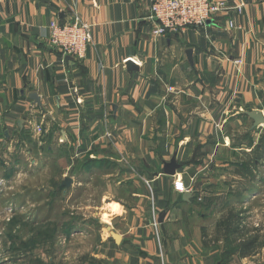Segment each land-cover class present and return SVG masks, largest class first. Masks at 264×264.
<instances>
[{
  "label": "crops",
  "instance_id": "0c3cea01",
  "mask_svg": "<svg viewBox=\"0 0 264 264\" xmlns=\"http://www.w3.org/2000/svg\"><path fill=\"white\" fill-rule=\"evenodd\" d=\"M152 1L0 0L2 190L24 160L39 168L43 156L58 158L67 170L88 175L89 160L108 159L115 173L104 177L115 198L106 205L117 202L124 212L105 209L112 226L102 219L109 233H97V264H264V256L250 252L228 257L203 238L216 205L233 204L238 182L229 165L238 152L256 158L257 177L245 192L264 190V125L250 113L264 118V0H243L241 12L237 0H223L229 8L205 27L161 36L150 18ZM75 17L91 25L84 59L64 57L50 43L51 21ZM240 128L245 139L233 145L231 129ZM212 153L215 169H197L192 158L213 162ZM169 164L176 165L173 174ZM219 175L231 179L209 195L204 188L218 184ZM175 181L192 196L184 198Z\"/></svg>",
  "mask_w": 264,
  "mask_h": 264
},
{
  "label": "rangeland",
  "instance_id": "374dc122",
  "mask_svg": "<svg viewBox=\"0 0 264 264\" xmlns=\"http://www.w3.org/2000/svg\"><path fill=\"white\" fill-rule=\"evenodd\" d=\"M253 111L262 115L259 110ZM263 125L264 121L260 123V126ZM34 128L37 135L44 133L40 126ZM242 133L241 128L231 129L235 139L233 145L245 139ZM247 133L244 132L245 135ZM200 145L201 143H196L194 151ZM206 148L211 149V145L208 144ZM209 151L205 154H209ZM240 153L241 151L234 157V164L231 165L230 161L228 163L235 172L234 182H238L231 196L233 204L220 202L216 205L208 222L211 224L204 231V243L205 246H216L219 250L223 248L224 252L227 250L228 257L231 252H234L231 256L236 257L246 252L257 257L260 254L262 257L264 190L259 194L257 192V195L253 192L248 196L247 191L243 189L249 181L256 180L257 172L253 170L257 169V165H254V154L244 157ZM218 154L221 156L220 160L225 163L227 156L221 146L218 147ZM214 157L213 162L212 158L204 157L203 154L192 160L198 165L197 169L203 166L202 168L212 171L219 160ZM190 159L186 160V164L190 163ZM59 160L57 158L55 162V159H51L50 162V159L43 156L39 168H33L30 160H24V169L17 174L11 173L5 184L3 183V190L2 183L0 184V264H97L92 260V253L100 240L97 233L103 232L105 236L109 233V228L102 219L108 220L112 226L111 219L104 215L105 209H108L107 200L115 198L112 195L110 178L104 177V173H115L110 168L112 162L106 159L100 168H90L87 175L67 170ZM242 160L247 165L246 169H241L237 164ZM260 164L263 166V163ZM80 168L81 166L77 170ZM192 171L189 172L190 176H193ZM242 175L246 176L244 182L238 180ZM221 176L224 175H219L218 184L207 186L204 191L211 195L216 192L217 186L231 179ZM111 180L114 182V177ZM198 180L199 177H196L195 181ZM180 192L194 191L186 187L185 191ZM218 192L220 195L217 197L224 199L227 193L225 187H221ZM244 196L247 198L242 202ZM205 223L207 224V221Z\"/></svg>",
  "mask_w": 264,
  "mask_h": 264
},
{
  "label": "built area",
  "instance_id": "2783aa9c",
  "mask_svg": "<svg viewBox=\"0 0 264 264\" xmlns=\"http://www.w3.org/2000/svg\"><path fill=\"white\" fill-rule=\"evenodd\" d=\"M237 1L235 8L241 12L244 6L243 0ZM228 8V4L223 0H153L150 18L156 23L154 33L161 36L168 31L205 27L213 16ZM229 27H235L233 20L229 21ZM49 29L51 45L64 57L85 58L88 46L93 40L91 25L88 22L79 17L64 24L52 20ZM178 182L182 184V190L177 187ZM174 186L177 191H185L184 184L180 181ZM155 225H157L156 220Z\"/></svg>",
  "mask_w": 264,
  "mask_h": 264
},
{
  "label": "water",
  "instance_id": "95a60500",
  "mask_svg": "<svg viewBox=\"0 0 264 264\" xmlns=\"http://www.w3.org/2000/svg\"><path fill=\"white\" fill-rule=\"evenodd\" d=\"M251 115H252L253 118L257 121L258 124H260L261 122L264 121V118L261 117V116H259V115L257 114V111H253V112L251 113ZM175 168H176V165H175V164H169V165L167 166V168H166V171H167L168 173H170V174H173V173L175 172ZM183 196H184V198H189V197L192 196V193H190V192H185ZM162 219H163V213L160 215V221H162Z\"/></svg>",
  "mask_w": 264,
  "mask_h": 264
},
{
  "label": "clouds",
  "instance_id": "9594fccd",
  "mask_svg": "<svg viewBox=\"0 0 264 264\" xmlns=\"http://www.w3.org/2000/svg\"><path fill=\"white\" fill-rule=\"evenodd\" d=\"M177 187L180 188L181 190L183 188L182 184H180L179 182L177 183ZM107 198L108 197H105V199H107ZM106 207L108 209H110L111 214L114 215V216L115 215H121L124 212L123 206L121 204L117 203V202H112V203L106 205Z\"/></svg>",
  "mask_w": 264,
  "mask_h": 264
},
{
  "label": "trees",
  "instance_id": "16d2710c",
  "mask_svg": "<svg viewBox=\"0 0 264 264\" xmlns=\"http://www.w3.org/2000/svg\"><path fill=\"white\" fill-rule=\"evenodd\" d=\"M89 165H88V167L87 168H92V166H96V165H100V164H102V160H98V159H96V160H94V159H91V160H89V163H88ZM90 166V167H89ZM248 246L250 247V244H248ZM247 255V254H246ZM95 261V260H94ZM96 262V261H95Z\"/></svg>",
  "mask_w": 264,
  "mask_h": 264
}]
</instances>
